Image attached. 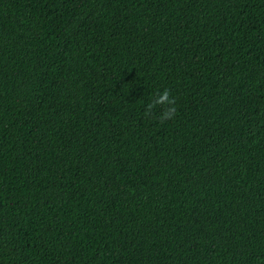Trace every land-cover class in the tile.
<instances>
[{"label":"trees","instance_id":"obj_1","mask_svg":"<svg viewBox=\"0 0 264 264\" xmlns=\"http://www.w3.org/2000/svg\"><path fill=\"white\" fill-rule=\"evenodd\" d=\"M0 264H264V0H0Z\"/></svg>","mask_w":264,"mask_h":264},{"label":"clouds","instance_id":"obj_2","mask_svg":"<svg viewBox=\"0 0 264 264\" xmlns=\"http://www.w3.org/2000/svg\"><path fill=\"white\" fill-rule=\"evenodd\" d=\"M175 103H176L175 99L170 98L169 90L165 89L163 93L157 94V98L152 103L148 104L145 115H150L152 113V110L156 107V105L167 104L169 105V107L165 109L160 119L162 121L167 119H172L176 113V108L174 106Z\"/></svg>","mask_w":264,"mask_h":264}]
</instances>
